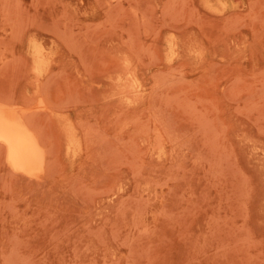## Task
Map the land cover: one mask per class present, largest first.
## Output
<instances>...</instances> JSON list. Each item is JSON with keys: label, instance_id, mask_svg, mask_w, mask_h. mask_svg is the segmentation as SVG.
I'll list each match as a JSON object with an SVG mask.
<instances>
[{"label": "rangeland", "instance_id": "1", "mask_svg": "<svg viewBox=\"0 0 264 264\" xmlns=\"http://www.w3.org/2000/svg\"><path fill=\"white\" fill-rule=\"evenodd\" d=\"M1 4L0 97L45 92L50 154L0 157V264H264V0Z\"/></svg>", "mask_w": 264, "mask_h": 264}, {"label": "bare ground", "instance_id": "2", "mask_svg": "<svg viewBox=\"0 0 264 264\" xmlns=\"http://www.w3.org/2000/svg\"><path fill=\"white\" fill-rule=\"evenodd\" d=\"M0 6L2 7V4ZM12 14L13 13H11V15ZM5 17L2 19V21H4ZM13 27L14 25L12 26V30L15 33L17 30L16 28H13ZM21 28L23 27L21 26ZM13 36L15 37V34ZM32 36L33 35H31V38L27 41V51L31 58V63H32L31 66L33 67L35 74L42 75L43 73H45L44 71L47 70V68L49 67V64L51 61L50 59L46 58L47 56L45 55L42 41L37 40L35 37L32 38ZM4 42L2 41L1 45L4 44ZM18 56L20 57V55ZM48 76H46V78ZM35 78L37 79L36 76ZM36 96H37L36 98L30 96L33 99L29 97L24 98L23 96L22 97L24 98L23 100H20V99L16 100L14 98L11 100L8 98L6 99V98L0 97V157H2L4 164L10 169L11 172L16 173V174H21L26 177H31V178H40L43 175V173H45L44 172L46 171L45 169L48 168L47 166L49 164V154H50L49 149H47L48 147L43 144L44 142H42V136H40L41 138L38 136L40 129L38 131L37 128L39 127H37L36 125L37 122L34 121L36 125L35 127H37L36 128L37 130L33 129L34 127L32 128V126L34 125L32 126L29 125L31 123L34 124L33 120L36 118H33V116L32 117L30 116L28 119L30 120L31 118L30 120L31 123L29 124L28 122H26L27 119L25 120V118L31 111L29 108L30 106L26 107V105L35 104L37 106V109L36 107H34L35 105L31 106V108L33 107L32 111L34 110V112L32 111L31 112L36 113L35 111L40 109L41 107L39 105L44 104L43 102L45 99V92L43 91V93H41L39 96L38 95ZM37 131L38 133H36ZM39 135L41 134L39 133Z\"/></svg>", "mask_w": 264, "mask_h": 264}]
</instances>
